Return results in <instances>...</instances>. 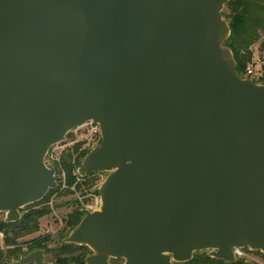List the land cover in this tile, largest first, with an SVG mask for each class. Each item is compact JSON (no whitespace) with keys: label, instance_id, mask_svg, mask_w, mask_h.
Wrapping results in <instances>:
<instances>
[{"label":"water","instance_id":"obj_1","mask_svg":"<svg viewBox=\"0 0 264 264\" xmlns=\"http://www.w3.org/2000/svg\"><path fill=\"white\" fill-rule=\"evenodd\" d=\"M228 2L0 0L4 223L56 189L49 150L92 122L77 174H107L100 207L62 242L84 264L264 254V85L236 71Z\"/></svg>","mask_w":264,"mask_h":264},{"label":"rangeland","instance_id":"obj_2","mask_svg":"<svg viewBox=\"0 0 264 264\" xmlns=\"http://www.w3.org/2000/svg\"><path fill=\"white\" fill-rule=\"evenodd\" d=\"M222 14L227 23H229V20L225 18V15L228 14L226 8L223 9ZM262 44L263 42L260 40L250 47L252 52L251 60H256L258 62L256 73L251 80L257 84L261 83L260 80L264 76V50L261 47ZM74 146H78L79 148L73 159H79L80 164L83 161L84 154L87 155L95 147L75 143L74 135L70 132L62 143L50 149L48 156L46 157V163L52 165L56 170L57 187L50 191L39 205V208H44L45 210L44 215L38 220L39 231L30 234L21 233V236H16L14 233H11L10 229H5V232L2 231L4 234L3 238H0V264H13L19 260V258L31 253L32 248L24 245V243L29 242L38 236L47 234L50 236V240L45 245V250L43 249L44 259L49 264H55L58 252H60L61 246L64 245L62 243L63 240L71 233L65 228V221L70 212H73L77 208L84 209L85 207L92 206L95 201L99 199L97 193L107 174H95L92 178L90 177L87 181L94 179L95 182L90 188H87V186L84 185L83 177L85 176H83L79 181H75V183H79V185L77 186L78 188L75 187L74 191L64 189L66 174L62 169L61 159L63 154L72 151ZM80 154H82V157ZM74 168L75 170L73 172L77 174V165H74ZM61 169L63 171H61ZM21 210L22 212H25L24 208ZM4 220L5 214L0 213V223L4 222ZM12 251L15 252L14 256H11L13 254L11 253ZM240 253L241 255L237 257V264H240L241 262L242 264H264V254L261 252L242 248L240 249ZM207 254V251L196 252L194 253L193 258L201 260L203 257L208 256ZM117 264H123V261L118 260Z\"/></svg>","mask_w":264,"mask_h":264},{"label":"trees","instance_id":"obj_3","mask_svg":"<svg viewBox=\"0 0 264 264\" xmlns=\"http://www.w3.org/2000/svg\"><path fill=\"white\" fill-rule=\"evenodd\" d=\"M228 14L225 18L229 20L230 36L225 45L231 50L234 61L236 63V71L240 76H244L245 68L248 62L251 61L252 47L256 42H263L261 45L264 50V0H229L225 6ZM264 70V67H263ZM260 84L264 85V76L260 80ZM78 146H74L72 151L67 154H63L61 159L62 169L66 174V184L72 187L75 184L76 176L72 173L75 170L74 165L77 168L80 166L79 159H73L74 155L78 152ZM82 157V154H80ZM79 155V157H80ZM86 154H84L85 156ZM83 156V158H84ZM87 188L92 187L95 182L93 180L83 181ZM79 185L76 184V187ZM78 188V187H77ZM50 192H48L49 194ZM39 205V204H38ZM37 204L27 206L24 208L23 214L19 222L17 223H0V230L5 232V229H10L11 233L16 236H21V233L30 234L38 230V219L43 215L41 212L33 208L38 206ZM79 221V217H73L70 219L68 226L74 228ZM49 238L47 236L40 237L37 240H31L25 242L24 245L32 248H42V243H48ZM44 247V246H43ZM71 246L65 245L61 247L60 252L55 260V264H83V258L86 257V250H66ZM34 251V250H32ZM11 256H14L15 252ZM10 256V257H11ZM85 256V257H84ZM83 260V261H82ZM111 264H117L118 260H111ZM184 264H237V263H224L220 260L211 259L207 256L201 260L192 258L191 261ZM242 264V262L240 263Z\"/></svg>","mask_w":264,"mask_h":264},{"label":"built area","instance_id":"obj_4","mask_svg":"<svg viewBox=\"0 0 264 264\" xmlns=\"http://www.w3.org/2000/svg\"><path fill=\"white\" fill-rule=\"evenodd\" d=\"M257 63L258 62L256 60H251L250 62H248L246 65V68H245L244 76H241V77L252 79L256 73ZM71 134L74 135L75 143L84 144L86 146H92L93 147L96 144H99L100 140H101L99 127L92 122H86V123L81 124L80 126L75 128L74 130H72ZM47 156H48V154H47ZM45 164L50 165V164L46 163V158H45ZM50 166H52V165H50ZM61 171H63V170L61 169ZM99 205H100V202L98 199L95 201L94 205L89 206V208L90 209H97V207H99ZM3 234L4 233L2 231H0V238H3ZM233 252L235 254V257H238L241 255L240 249H237V248L233 249Z\"/></svg>","mask_w":264,"mask_h":264},{"label":"flooded vegetation","instance_id":"obj_5","mask_svg":"<svg viewBox=\"0 0 264 264\" xmlns=\"http://www.w3.org/2000/svg\"><path fill=\"white\" fill-rule=\"evenodd\" d=\"M73 175L74 176H76L77 178H76V181H79L80 179H82V177L80 178V176L78 175V174H76L75 172H73ZM92 176H95V174H87V175H85V177H83L84 178V180L83 181H85V180H88V179H90V177L92 178ZM91 180H93L94 181V179H91ZM76 184H78V183H75L72 187H69L67 184H66V182H65V184H64V189L65 190H75V187H76ZM98 194V193H97ZM100 202V201H99ZM40 203H42V201L41 202H39V203H36L37 205L39 204L40 205ZM33 205H35V204H33ZM39 205L38 206H36V207H33V208H35V209H37V211H39V212H41L42 210H43V215H44V213H45V210H44V208H39ZM30 206H32V205H30ZM99 207H100V205H99ZM99 207H97V209H90L89 207H85L84 209H81V208H77L76 210H74L73 212H70V214L68 215V218L66 219V221H65V228L66 229H68V231L69 232H71L80 222H81V220L84 218V211H89V212H93V211H96V210H98L99 209ZM25 212H23V214H24ZM42 215V216H43ZM41 216V217H42ZM76 216H78L79 217V221H78V224L72 229V228H70L69 226H68V223H69V221H70V219L71 218H73V217H76ZM21 217H22V213H21ZM40 217V218H41ZM39 218V219H40ZM38 219V220H39ZM19 222V221H18ZM15 223H17V222H15ZM37 224H38V221H37ZM39 231V226H38V230L36 231V232H33V233H37ZM45 236H47L48 238L50 237L48 234L47 235H43V236H38V237H36V238H34V239H32V241L33 240H37L38 238H40V237H45ZM50 240V239H49ZM49 242V241H48ZM47 244V243H46ZM46 244H43L42 243V245L44 246H42V248H37V247H32V250H45V245ZM65 245H69V246H71L70 248H68V249H66V250H86V252H85V255H86V257L89 255V254H91L90 253V249L89 248H87V247H85V246H78V245H71V244H64L63 246H65ZM63 246H61V247H63ZM61 249V248H60ZM47 250V249H46ZM85 257V256H84ZM85 257V258H86ZM208 257V256H207ZM85 258H83V264H84V262H85ZM210 258V257H209ZM212 259V258H211ZM45 260V259H44ZM116 260H121V259H116ZM216 260V259H215ZM123 261V260H122ZM221 261V260H220ZM222 262H224V261H222ZM237 262V257H236V261L235 262H232V263H236ZM111 263V262H110ZM123 263H124V261H123ZM224 263H227V262H224ZM184 264V263H183Z\"/></svg>","mask_w":264,"mask_h":264}]
</instances>
